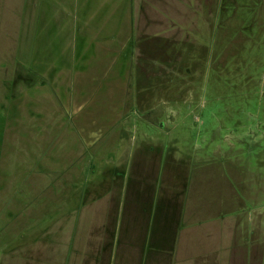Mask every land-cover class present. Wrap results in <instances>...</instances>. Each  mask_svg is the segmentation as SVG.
<instances>
[{"label": "rangeland", "instance_id": "374dc122", "mask_svg": "<svg viewBox=\"0 0 264 264\" xmlns=\"http://www.w3.org/2000/svg\"><path fill=\"white\" fill-rule=\"evenodd\" d=\"M74 1L0 0V264L75 232L83 184L86 211L95 184L120 200L141 163L190 186L198 221L227 160L264 178V0H181L155 33L136 0Z\"/></svg>", "mask_w": 264, "mask_h": 264}, {"label": "crops", "instance_id": "0c3cea01", "mask_svg": "<svg viewBox=\"0 0 264 264\" xmlns=\"http://www.w3.org/2000/svg\"><path fill=\"white\" fill-rule=\"evenodd\" d=\"M74 3L78 5L77 0ZM184 3L191 5L189 0ZM181 5L184 10L181 0H136L135 9L140 22L141 16L151 14V22L141 27L155 33L164 28V10H182ZM128 44L131 47L130 40ZM236 159L223 163L219 181L207 179L203 221L196 219L198 209L188 184L167 183L163 177L156 184L140 181L146 169L141 163L135 167L138 177L130 170L136 181L124 184L120 200L112 184H95L94 195L97 190L106 192L86 211L85 186H80L83 205L77 214L78 229L46 231L44 236L50 235L52 241L46 236L43 246L28 253L16 251L27 260L16 257L11 264H264V178L259 169ZM179 164L173 162L162 175L172 173L171 169L178 173ZM104 223L107 230H97ZM83 224L89 229L82 230Z\"/></svg>", "mask_w": 264, "mask_h": 264}]
</instances>
